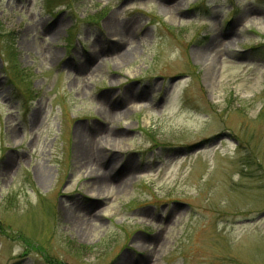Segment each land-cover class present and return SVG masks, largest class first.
Listing matches in <instances>:
<instances>
[{
	"label": "rangeland",
	"instance_id": "obj_1",
	"mask_svg": "<svg viewBox=\"0 0 264 264\" xmlns=\"http://www.w3.org/2000/svg\"><path fill=\"white\" fill-rule=\"evenodd\" d=\"M0 264H264V0H0Z\"/></svg>",
	"mask_w": 264,
	"mask_h": 264
},
{
	"label": "bare ground",
	"instance_id": "obj_2",
	"mask_svg": "<svg viewBox=\"0 0 264 264\" xmlns=\"http://www.w3.org/2000/svg\"><path fill=\"white\" fill-rule=\"evenodd\" d=\"M113 33L115 34V31H113ZM120 33H122V31H120ZM109 46H110L109 49L111 50V52L116 53L117 50L120 48V43H119V41H116V42H112L111 41ZM207 50L209 51V50H212V49H210L208 47ZM121 54H119L118 56L119 57L121 56V59L125 58V54H123V55H121ZM94 59L95 58H94L93 55L89 56V57L87 56V58L83 62H85L86 65H87V64L93 62ZM82 63L80 65L77 64L78 70H80L82 68ZM119 107H122L121 103L113 106V108H116V109H118ZM105 113L108 114V113H111V112L110 111H106ZM124 113H126V112L125 111L121 112V113H119V115H123ZM111 114H115V113H111ZM36 116H37V112H33L32 118L34 119ZM101 140H108V141H111V142H115V137L112 134H105V135H103V137H101ZM91 144L92 143L90 142L89 145H91ZM87 149H88L87 138L85 136L77 133L76 134V151H75L76 152V155H75L76 159H78L79 156H84V158H87L88 157V150ZM125 174H126V171H125ZM127 179H128V177H127V175H125V177H123L120 180V182L117 185V187H120V186L124 185ZM89 182L93 186V188L96 189V191H100V190H103V189H105L107 187H111L110 179L108 177H106V175L104 173H100V174L99 173H94L93 175H91ZM92 198H99V193H96V195H92ZM86 205L90 206L91 203L90 204H86Z\"/></svg>",
	"mask_w": 264,
	"mask_h": 264
}]
</instances>
